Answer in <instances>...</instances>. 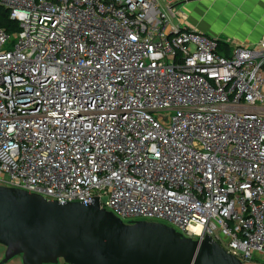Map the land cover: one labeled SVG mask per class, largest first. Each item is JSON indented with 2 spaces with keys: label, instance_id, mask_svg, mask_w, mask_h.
<instances>
[{
  "label": "built area",
  "instance_id": "built-area-1",
  "mask_svg": "<svg viewBox=\"0 0 264 264\" xmlns=\"http://www.w3.org/2000/svg\"><path fill=\"white\" fill-rule=\"evenodd\" d=\"M0 7V185L264 264V40L225 51L157 0Z\"/></svg>",
  "mask_w": 264,
  "mask_h": 264
},
{
  "label": "water",
  "instance_id": "water-1",
  "mask_svg": "<svg viewBox=\"0 0 264 264\" xmlns=\"http://www.w3.org/2000/svg\"><path fill=\"white\" fill-rule=\"evenodd\" d=\"M0 264H243L211 237H184L158 221L125 222L90 203L49 200L0 185ZM263 264V263H261Z\"/></svg>",
  "mask_w": 264,
  "mask_h": 264
},
{
  "label": "crops",
  "instance_id": "crops-1",
  "mask_svg": "<svg viewBox=\"0 0 264 264\" xmlns=\"http://www.w3.org/2000/svg\"><path fill=\"white\" fill-rule=\"evenodd\" d=\"M171 6L172 26L206 34L235 45L264 40V0H157ZM14 264H19L16 262Z\"/></svg>",
  "mask_w": 264,
  "mask_h": 264
},
{
  "label": "trees",
  "instance_id": "trees-1",
  "mask_svg": "<svg viewBox=\"0 0 264 264\" xmlns=\"http://www.w3.org/2000/svg\"><path fill=\"white\" fill-rule=\"evenodd\" d=\"M0 26L3 27L8 34H15L18 31V26L15 21L9 18L8 11L0 7ZM220 49L228 51L230 45L219 40Z\"/></svg>",
  "mask_w": 264,
  "mask_h": 264
},
{
  "label": "rangeland",
  "instance_id": "rangeland-1",
  "mask_svg": "<svg viewBox=\"0 0 264 264\" xmlns=\"http://www.w3.org/2000/svg\"><path fill=\"white\" fill-rule=\"evenodd\" d=\"M4 251H5V247L0 245V259L3 257ZM16 262H19V264H21L20 257H15L11 261H9L7 264H14ZM258 263H259V261H253L250 264H258ZM60 264H64V263H60Z\"/></svg>",
  "mask_w": 264,
  "mask_h": 264
}]
</instances>
